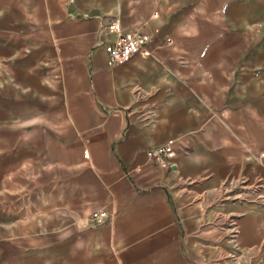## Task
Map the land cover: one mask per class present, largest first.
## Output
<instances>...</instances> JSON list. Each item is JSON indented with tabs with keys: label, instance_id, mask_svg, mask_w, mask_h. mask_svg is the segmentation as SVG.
Segmentation results:
<instances>
[{
	"label": "crops",
	"instance_id": "0c3cea01",
	"mask_svg": "<svg viewBox=\"0 0 264 264\" xmlns=\"http://www.w3.org/2000/svg\"><path fill=\"white\" fill-rule=\"evenodd\" d=\"M3 21L0 264H245L264 240V0H0ZM117 31L151 40L111 65ZM168 143L163 170L147 153Z\"/></svg>",
	"mask_w": 264,
	"mask_h": 264
},
{
	"label": "built area",
	"instance_id": "2783aa9c",
	"mask_svg": "<svg viewBox=\"0 0 264 264\" xmlns=\"http://www.w3.org/2000/svg\"><path fill=\"white\" fill-rule=\"evenodd\" d=\"M155 16V15H154ZM151 37L147 33L129 34L117 31V36L107 49V55L111 65H122L129 61L142 48L150 42ZM151 163L163 170L172 168V160L176 156V148L173 143L149 150L147 153ZM104 216V213H96V216Z\"/></svg>",
	"mask_w": 264,
	"mask_h": 264
},
{
	"label": "rangeland",
	"instance_id": "374dc122",
	"mask_svg": "<svg viewBox=\"0 0 264 264\" xmlns=\"http://www.w3.org/2000/svg\"><path fill=\"white\" fill-rule=\"evenodd\" d=\"M7 22H9V21H7ZM4 23H5V21L1 22L0 24L4 27L12 28L11 24L7 23L8 25H4ZM2 33H4V31L1 30L0 35ZM1 36H4V35H1ZM222 98H223V95H215L216 106H218L220 104V102L222 101ZM263 218H264V215H263ZM263 223H264V221H263ZM241 228L242 227L239 225V223L237 221H232L230 223V228H229L230 238L232 239V245H233L236 253L239 252V245L237 243H234L233 241L237 242L236 239L239 236ZM245 229H246V232H250L251 230L252 231L255 230V220H254V214L253 213H251L250 215L248 214ZM263 232H264V227H263ZM251 249H252V252L249 255L245 264H264V240L262 242L258 243L257 245H254ZM239 258H240L239 255H232L231 256V259H232L234 264H240L241 263V260Z\"/></svg>",
	"mask_w": 264,
	"mask_h": 264
}]
</instances>
